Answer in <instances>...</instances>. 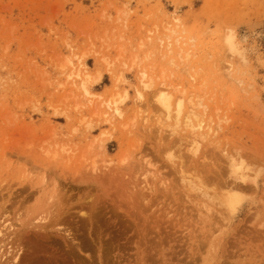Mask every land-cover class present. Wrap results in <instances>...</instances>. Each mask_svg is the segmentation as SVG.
Masks as SVG:
<instances>
[{"label": "rangeland", "instance_id": "obj_1", "mask_svg": "<svg viewBox=\"0 0 264 264\" xmlns=\"http://www.w3.org/2000/svg\"><path fill=\"white\" fill-rule=\"evenodd\" d=\"M0 231V264H264V0H0Z\"/></svg>", "mask_w": 264, "mask_h": 264}, {"label": "bare ground", "instance_id": "obj_2", "mask_svg": "<svg viewBox=\"0 0 264 264\" xmlns=\"http://www.w3.org/2000/svg\"><path fill=\"white\" fill-rule=\"evenodd\" d=\"M71 75H69L68 76V78H71L70 77ZM147 76L144 74V73H141L140 74V84H141V89L142 90H148V89H150V88H152V85H151V83L150 82H148L147 80ZM95 80V79H94ZM97 80V79H96ZM80 81H81V84H80V86H81V89L83 90V92L84 93H87V90H86V88H85V83H86V80H84V79H80ZM94 82V81H93ZM149 92V91H148ZM159 91H157V93H158ZM142 98V94H141V92L139 91V90H137L136 91V99L135 100H140ZM156 100H157V103L161 106V108L165 111V112H167L168 114H169V112L170 111H172V104H171V101H170V97H168L167 95H163L161 92H159V94H157L156 95ZM138 102V101H137ZM113 103V104H112ZM110 105H113L112 106V108H111V118L112 117H120L121 116V113H120V111H119V109H118V107L116 106L117 105V102L116 101H113ZM173 109H174V116H175V118L176 117H178L179 116V114H180V112H181V102H180V100L179 99H177V101L176 102H174V104H173ZM186 119V121L188 120L189 121V117H186L185 118ZM198 128H200V125H198ZM194 142V141H193ZM193 145V144H192ZM194 145H195V147L196 148H194L195 149V151H197L196 149H198V143L196 144V142H194ZM191 147H193V146H191ZM206 158V157H205ZM230 164V163H229ZM238 165H236L235 166V168L237 167ZM240 167H238V168H236V170H234V172H236L238 169H239ZM148 168H146V170H147ZM148 171V170H147ZM148 173H150V172H148ZM237 173V172H236ZM144 174V173H143ZM236 175V174H235ZM145 177V176H144ZM237 179H239V180H241L242 182H245V181H247L246 180V178H245V175L244 174H240V175H237ZM224 181V180H223ZM237 181V180H236ZM227 182V181H226ZM228 184V183H227ZM191 185V184H190ZM220 185V184H219ZM236 185V184H235ZM238 185V184H237ZM187 187H188V185H187ZM189 187H191V189L192 188H194V186L193 185H191V186H189ZM233 191V190H232ZM201 195H202V197H203V194L201 193ZM204 195H205V193H204ZM205 197H207V194L205 195ZM204 197V198H205ZM209 197V196H208ZM207 199V198H206ZM213 199V198H212ZM209 200V199H208ZM225 201V200H224ZM226 201H228V197H227V200ZM200 202V201H199ZM198 202V203H199ZM227 204V203H226ZM230 204V203H229ZM228 205V204H227ZM218 207H220V206H218ZM225 207V206H224ZM203 208V207H202ZM228 208H229V206H228ZM199 209H200V207H199ZM203 209H205V208H203ZM217 209V208H216ZM222 209V208H221ZM220 210V209H219ZM200 211V210H199ZM225 211V210H224ZM227 211V210H226ZM222 212V211H221ZM227 212H229V211H227ZM225 214H227V213H225ZM218 216V215H217ZM225 216V215H224ZM204 218V217H203ZM229 218V217H228ZM217 224V223H216ZM12 227V225H9V224H7V226H5L4 227V230L6 231V230H10V228ZM212 228V227H211ZM210 228V229H211ZM12 229V228H11ZM218 229V228H217ZM14 230V229H13ZM214 230V229H213ZM11 231V230H10ZM214 232V231H213ZM2 233H1V231H0V235H1ZM2 236V238H6L4 235H1ZM1 236H0V238H1ZM4 236V237H3ZM5 243V242H4ZM3 245V244H2ZM2 245H1V247H2ZM18 250V249H17ZM8 252V251H7ZM16 254V253H15ZM17 255V254H16ZM16 257V256H15ZM13 260H14V258H13ZM9 263V262H8Z\"/></svg>", "mask_w": 264, "mask_h": 264}]
</instances>
